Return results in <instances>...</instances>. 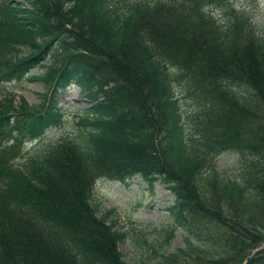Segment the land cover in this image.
Returning a JSON list of instances; mask_svg holds the SVG:
<instances>
[{
  "label": "trees",
  "instance_id": "1",
  "mask_svg": "<svg viewBox=\"0 0 264 264\" xmlns=\"http://www.w3.org/2000/svg\"><path fill=\"white\" fill-rule=\"evenodd\" d=\"M24 1L0 0V85L50 87L39 109L0 100V264H129L93 195L134 177L174 197L162 244L140 234L151 264H264V248L244 255L264 243V29L250 13L232 0ZM71 84L90 103L77 134L24 157L62 122L55 97ZM225 153L233 176L215 167ZM175 230L184 246L161 250Z\"/></svg>",
  "mask_w": 264,
  "mask_h": 264
},
{
  "label": "rangeland",
  "instance_id": "2",
  "mask_svg": "<svg viewBox=\"0 0 264 264\" xmlns=\"http://www.w3.org/2000/svg\"><path fill=\"white\" fill-rule=\"evenodd\" d=\"M11 1L24 3L23 0ZM232 1L234 8L243 9L250 13L259 30L264 29V0ZM213 8V14L216 18L224 17L225 8L223 6ZM27 52V50L22 49L19 56H23ZM49 65L50 63L46 62L44 68L34 69L32 75L41 77ZM48 87L49 84H45L43 81L0 85V100L5 98L7 94H11L14 98L15 107H19L21 101L24 100L31 109L33 107L38 108L44 102ZM184 89L185 84H175L174 86L177 96H182ZM55 98L57 99V108L62 113V123L57 127H52L41 142L27 144L24 157L30 153L42 152L45 149L44 145L49 142L59 141L61 138H72L77 134L76 123L89 107L88 100L75 86ZM235 162V156L225 153L218 156L214 163L220 173L233 176L237 172ZM93 197L98 204L100 213L111 212L110 219L116 221L115 229L126 234L123 243L119 246V251L124 256L125 261L129 264H151L154 262L147 260L150 251L139 246L138 242L141 241L142 235L140 234H144V238L158 248L164 237L162 234L153 232L168 228L174 222L171 213L168 211V208L173 204V197L166 188L159 183L151 188L139 177H134L125 182L103 179L95 185ZM261 222L264 223V218H261ZM209 230L206 227V231ZM210 231L213 234L222 235V230L217 226H214ZM183 246L184 235L180 230H175L167 249L162 248L161 250L165 249L167 252H171ZM255 247L244 253L246 255L245 260L253 256L258 250L263 249L264 243Z\"/></svg>",
  "mask_w": 264,
  "mask_h": 264
}]
</instances>
